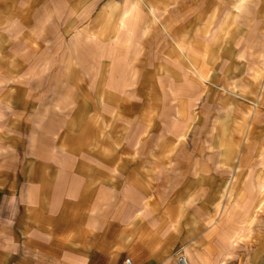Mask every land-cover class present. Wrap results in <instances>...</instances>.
I'll return each instance as SVG.
<instances>
[{
  "label": "clouds",
  "instance_id": "1",
  "mask_svg": "<svg viewBox=\"0 0 264 264\" xmlns=\"http://www.w3.org/2000/svg\"><path fill=\"white\" fill-rule=\"evenodd\" d=\"M261 108L264 0H0V264H260Z\"/></svg>",
  "mask_w": 264,
  "mask_h": 264
},
{
  "label": "crops",
  "instance_id": "2",
  "mask_svg": "<svg viewBox=\"0 0 264 264\" xmlns=\"http://www.w3.org/2000/svg\"><path fill=\"white\" fill-rule=\"evenodd\" d=\"M182 27V26H181ZM227 58V57H225ZM233 64L235 65L236 62L233 61ZM157 69L160 67L158 64ZM243 73V69H241L240 73H236V76H239ZM229 75H233L231 72ZM215 80V77L213 78ZM145 84L148 88L151 89L153 93V100L156 101L157 97L161 95L160 89H159V84L156 81V72L155 70L149 72L146 74L145 77ZM220 86H223V81L220 82ZM253 91L255 92L256 89L253 88ZM209 92L212 95L213 99L217 98L216 95V90L215 89H209ZM221 99L223 97H220ZM249 99H252L249 97ZM161 107L159 103H154L153 105V111L155 112ZM248 105L246 103L243 104V109L246 115ZM239 119H243V117H240ZM152 124L155 127H159V121L155 119V117H152ZM248 122L251 123V118L248 119ZM197 123L201 126L205 124V117L203 115L200 116L199 120ZM264 124L258 120L256 123L252 124V134L254 137H262V133L264 132L263 130ZM203 139V137H201ZM191 140V137H189ZM240 135L237 133L235 136H233L234 141H239ZM199 153H197L198 155ZM158 158L159 157H167L166 152L158 153L157 154ZM174 158V157H173ZM192 159V150L191 147L183 154V160L185 163L189 162ZM125 164H128V161H125ZM216 180L215 174H211L208 183L212 184ZM3 198V193H0V199ZM191 216V213L189 214ZM156 243L157 241L155 239H150L147 236H145L140 243H137L135 240H133L131 243H126L123 245H114L111 248L108 249L109 254H110V259L112 261V264H123L125 259L131 260L132 264H137V261H142L143 264H158L157 262V257L162 255L165 251H168L171 253L172 251L179 250L180 244L179 241H174L170 240L167 243H165L159 251H156ZM148 257V259L145 261L144 258ZM94 261H99L100 264H106V259L101 256L100 254H95L94 255ZM69 264H74V261L69 262ZM260 264H264V258L261 259Z\"/></svg>",
  "mask_w": 264,
  "mask_h": 264
},
{
  "label": "rangeland",
  "instance_id": "3",
  "mask_svg": "<svg viewBox=\"0 0 264 264\" xmlns=\"http://www.w3.org/2000/svg\"><path fill=\"white\" fill-rule=\"evenodd\" d=\"M248 108V107H247ZM260 112H261V116H260V118H259V120H264V108H261L260 109ZM264 124V123H263ZM263 130H264V128H263ZM262 135L264 136V132L262 133Z\"/></svg>",
  "mask_w": 264,
  "mask_h": 264
}]
</instances>
